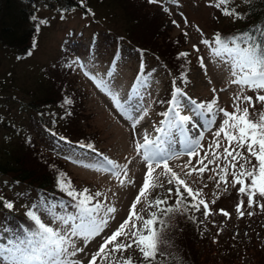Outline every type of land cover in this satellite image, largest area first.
<instances>
[{
  "label": "rangeland",
  "instance_id": "obj_1",
  "mask_svg": "<svg viewBox=\"0 0 264 264\" xmlns=\"http://www.w3.org/2000/svg\"><path fill=\"white\" fill-rule=\"evenodd\" d=\"M88 1L86 5L92 11L98 10L99 13H105L109 10V15L105 19L103 15H99L102 20L110 17L112 11L110 8L116 4L114 0H101V2L92 0L91 3ZM142 1L148 2V0ZM214 2L215 0H213ZM242 2V0H232L228 7L230 9L241 8ZM41 4L42 7L38 16L46 20L47 24L43 25L37 46L33 47L31 55H18L16 52L7 53L0 50V74L6 83L3 85L2 93H16L26 97L25 89L34 86L35 79L41 76L46 66H50L52 72L59 68L69 72L68 78L73 82L83 101L82 111L84 117L81 118L80 123L93 135L97 148L92 151L72 146L59 141L48 130L42 127L40 130L48 139L57 142V151L70 169L76 182L79 185L87 184L91 190L101 192V200L110 206H115L117 209L115 219L110 220L109 226L102 234L105 236L111 235V232L128 217L130 207L142 186L146 167L142 156L135 151L134 137L130 127L132 118L126 112L121 113L113 105L111 98L102 92L90 76L85 73L87 72L91 76H95L97 80L105 82L113 92L119 95L120 102L125 107L129 103L134 106L136 111L131 114V117H138L147 112L144 119L136 125L137 135H135V140L140 142H143L145 133L148 134L149 139H155L158 135L154 128L159 127L160 121L164 119L161 111L169 107L168 103L165 105L161 103V96L170 87L168 76L161 68H158L156 72L147 76L143 86L135 91L137 88L134 87L133 82L139 74L138 68L141 64L137 55L123 47L121 57L111 68L112 56L110 53L99 55L96 52L91 54L84 51V44H88L92 32L96 28L93 27L95 25L89 17L84 15L82 10H72L65 13L56 12L55 9H47L44 3L41 2ZM148 5H151L152 11L163 17V23L167 26L168 33L172 37L183 34L185 44L182 49H189V55L193 62L186 72L188 82L185 84L181 82L180 77L177 79L179 86L187 93V97H191L199 103L211 101L216 96L218 98L216 106L231 112L233 110V97L238 93L239 88L229 82L231 77L228 68L213 56L212 48L201 43L202 40L212 41L215 34L212 28V25L214 26L212 20L223 15L221 10L210 6L209 0H178V3H174L173 0H158V3L148 2ZM114 7L118 12H123L119 5ZM181 13L183 16L180 15ZM61 16H63V19H61ZM184 18L187 19V24H185ZM232 19L233 17L226 16L218 20L226 24ZM173 20L177 22L179 27L172 23ZM96 26L100 27L99 25ZM109 26L114 27L115 25ZM82 31L84 33L82 40L74 37L73 42L76 44L74 45L76 50L70 56L68 51L73 47L70 35ZM185 33H187V36H185ZM194 45L196 48L193 47ZM200 57H203L204 63L207 65V75L199 65ZM76 61L79 63H74ZM80 65L84 67L82 68ZM7 84L13 85L8 86ZM15 86L18 88H15ZM213 89H216L215 93L212 91ZM129 93L132 94L131 100H129ZM245 94L254 96V93L248 90L245 91ZM181 99L182 104L187 105V98L182 97ZM261 110H264L261 104L256 103V111ZM251 111L252 109H250ZM12 112L16 116L17 122L25 123V110L14 109ZM190 114L186 107L181 110V115ZM222 118V114L217 115L216 124L210 126L207 124V119L201 121L203 136L200 141L203 145V149L200 150L201 156H203L204 151L208 150V145L212 143V134L219 127ZM3 134L4 131L0 127V138ZM163 146L168 147L167 144ZM173 147L180 152V155L178 158L169 161V167L176 171L181 178H185L181 169L189 160V157L183 151L181 145L176 144ZM218 151L222 152L223 149L221 148ZM105 157L114 161L118 167L126 169L127 176L121 175L117 179L115 175L107 171L109 166L105 162ZM192 160L195 163L196 157H193ZM218 163L222 165L224 161L221 160ZM252 163H255L254 159ZM208 167L209 169L215 168L216 164H210ZM160 171L162 169H157L154 176ZM184 171H187V169ZM231 171L229 169V172ZM4 179L5 177L0 176V183ZM185 179L194 190L203 189V199L208 203L211 212L207 218L203 217L204 235L207 240L213 241L215 252L219 253L218 256H224L227 249H231V254L236 253L239 244H247L251 247L255 240H257L259 246H264V211L255 204L251 207L247 206V197L238 195L239 184L232 187L231 183L228 185L220 183L218 188L217 180L219 176L212 171H205L195 181L192 177ZM231 179L232 177L229 175L228 180L231 181ZM120 180L126 182L121 185ZM128 181H131V183ZM158 183H167L166 178L161 176ZM225 187L228 189L226 192L224 191ZM159 188L161 187L151 188L146 193L147 199L142 198L137 205L136 211L140 215H144L145 210L150 208L148 204L151 196ZM213 200H215V203H212ZM241 200L244 201V206L240 209L244 213L243 216H240L236 210L237 204ZM260 202L264 203L262 200ZM221 209L228 212L229 216H224L220 211ZM249 212H252L253 215H248ZM44 217L49 220L47 216ZM5 235L2 234L0 237ZM0 242H4V240L0 239ZM100 242H102L100 237H97L88 245L85 253L95 252ZM226 243L229 246L225 250L223 246ZM77 246H82V241L78 240ZM129 252L139 251L133 246L132 249L122 254L123 257ZM114 255L118 258L121 256L120 253ZM88 258L90 257L84 254H78L77 257H74V259H82L84 264H87ZM250 258L249 253H245L240 259L246 264L251 260Z\"/></svg>",
  "mask_w": 264,
  "mask_h": 264
},
{
  "label": "snow or ice",
  "instance_id": "obj_2",
  "mask_svg": "<svg viewBox=\"0 0 264 264\" xmlns=\"http://www.w3.org/2000/svg\"><path fill=\"white\" fill-rule=\"evenodd\" d=\"M148 2L158 3V0H148ZM173 2L178 3V0ZM231 2L232 0H215L213 3V0H209V5L220 9L225 16L243 19L239 12L228 7ZM180 15L183 16L182 13ZM32 19L36 21L37 17L33 16ZM184 22L187 24L186 18ZM172 23L179 27L175 20ZM43 24H47V21L40 20L37 27ZM201 43L212 48L213 56L227 66L231 77L229 82L239 88L238 93L233 97V110L229 112L224 108H218L216 96L211 101L198 103L195 99L187 97L182 87L176 86L171 93V99L167 102L168 109L161 113L164 119L160 121L159 127L154 128L158 133L157 137L149 139L148 134L145 133L143 142L136 141V125L144 119L147 112L138 117H131L136 108L130 103L125 107L121 104L119 95L105 82L97 80L95 76L86 72L85 74L90 76L96 86L111 98L113 105L121 113L126 112L132 118L130 127L135 151L142 156L146 167L142 186L130 207L128 217L111 232V235L105 236L102 234L109 226L110 220L115 219L117 211L115 206L98 199L102 196L99 191L93 193L88 188L75 189L66 174L60 173L57 176L56 187L69 198V204L66 205L63 200L58 204L50 203L45 197L39 204H34L25 212L28 226L21 224L16 231L0 223V233L6 234L0 237L4 240L0 242V264H84L82 259H74L78 254L90 257L87 264H134L132 257L124 258L122 255L133 246L139 251L143 264H161L160 258L167 256L162 251L161 245L166 243L164 233L169 226L167 218L170 214H185L189 210L199 212L201 206L205 218L211 214L208 203L203 199V189L194 190L185 179L192 177L195 181L205 171L215 172L219 176L218 188L220 183L225 185L231 183L232 187L239 184L238 195L247 197V206L251 207L255 204L264 211V203L260 202L264 199V110L256 111V103L261 104L264 109V26L254 25L249 30L227 37L216 33L212 41L202 40ZM193 47L196 48L195 45ZM27 54L31 55V51ZM187 55L182 52L178 54V58ZM199 65L207 75V65L203 57L199 58ZM80 67L84 66L80 65ZM181 82L185 84L188 82L186 73H181ZM173 84L175 85L176 81H173ZM246 90L252 91L254 96L246 95ZM212 91L215 93L216 89ZM131 96L132 94L129 93V100ZM182 97L187 98V105L182 104ZM64 103L71 105L72 101L65 97ZM185 107L190 115H181V110ZM219 114H222L223 118L212 134L213 140L208 145V150L201 156L200 150L203 149L200 143L203 139L201 121L207 119L209 126L215 125ZM164 144L168 147L165 148ZM176 144L181 145L189 157L181 169L185 178H181L169 167V161L180 155V152L173 147ZM80 146L95 151V146L91 143ZM221 148L223 151L219 152ZM193 157H196L195 163ZM104 159L109 166L107 171L117 179L121 175L127 176L126 169L118 167L107 157ZM221 160L224 161L222 165L218 163ZM210 164H216V167L209 169ZM157 169L162 171L154 176ZM185 169L187 171H184ZM229 169L232 171L229 172ZM229 175L232 177L231 181L228 180ZM161 176L166 178L169 185L166 190L167 196L172 197L173 193L175 195L174 204L168 205L167 198L150 201L148 206L155 207L157 211L149 213L145 218L136 211L137 205L142 198L147 199L146 193L151 188L164 187L163 183H158ZM125 182L120 180L121 185ZM227 190L225 187L224 191ZM0 203L10 211L14 208L13 202L2 197ZM212 203H215V200ZM243 206L244 201L241 200L236 207L240 216L244 215L240 211ZM69 208L72 210L69 211ZM220 211L224 216H229V213L223 209ZM248 215L253 213L249 212ZM43 216H47L52 223H45ZM188 219L193 223L196 222L195 216H188ZM53 224L57 226L53 227ZM97 237L102 241L97 250L85 253V249ZM78 240L82 241V246H77ZM116 253L121 254L120 258L114 255Z\"/></svg>",
  "mask_w": 264,
  "mask_h": 264
},
{
  "label": "trees",
  "instance_id": "obj_3",
  "mask_svg": "<svg viewBox=\"0 0 264 264\" xmlns=\"http://www.w3.org/2000/svg\"><path fill=\"white\" fill-rule=\"evenodd\" d=\"M95 1L101 2V0ZM242 1V7L235 8V11L244 18H233L226 24L218 20L226 17L225 15L213 18L212 28L215 34L220 33L227 37L249 30L254 25L264 26V0ZM41 2L47 9H55L56 12L82 10L96 28L88 44H84V51L91 54L96 52L99 55L110 53L111 68L121 57L123 47L137 55L143 67L141 68L140 64L139 74L133 82L137 88L135 91L143 86L147 76L161 68L167 74L170 86L161 96L162 105L171 99L174 87L179 86L177 78H181V73H186L193 62L189 49H182L185 44L183 34L172 37L163 23V17L152 11L148 2L114 0L116 4L110 8L112 11L106 20H102L99 15H103L105 19L109 15V10L105 13L92 11L86 5L87 0H83V4L81 0H41ZM41 2L40 0H0V50L7 53L16 52L18 55L33 52V44L37 46L44 25L37 27L39 21L44 20L38 16L42 7ZM88 2L91 3L92 0ZM116 5L121 7L122 13L114 7ZM33 16L37 17L36 21L32 19ZM112 24L115 26H109ZM70 36L73 47L68 54L72 56L76 50L74 37L82 40L84 33L82 31ZM182 52L188 55L178 58V54ZM68 73L63 68L52 72L50 66H46L41 76L35 79L34 86L25 89L26 97L16 93H2L3 85L6 83L0 74V127L4 131L0 138V176L5 177L0 183V197L14 204V208L10 211L0 203V223L13 230L18 231V226L21 224L28 226L25 212L34 204H39L45 197L50 203L58 204L63 200L66 205L69 204V198L56 187L57 176L60 173L66 174L75 189L88 188L95 193L87 184L79 185L76 182L57 151V142L48 139L40 130L42 127L59 141L72 146L81 147V144L91 143L95 146V150L97 148L93 135L80 123L81 118L84 117L83 101L73 82L69 80ZM173 81H176L175 85ZM65 97L72 101L71 105L64 103ZM14 109L26 111L25 123L16 121L17 118L12 112ZM166 110L167 108L163 109L161 113ZM168 187L169 185L165 183L164 187L155 190L150 201L167 198L168 205H173L175 195L173 193L172 197L167 196ZM153 211L157 209L147 208L142 216L147 218ZM201 211L189 210L185 214H170L167 218L169 226L164 233L166 243L161 245L162 251L167 256L160 258L161 264H244L240 258L245 253H249L251 257L246 264H264V246H259L257 240L251 247L247 244H239L238 251L233 254L231 249H227L229 245L226 243L223 247L227 252L224 256H218L213 241L205 238L203 206ZM188 216H195L196 222L193 223ZM42 219L47 224L52 223L44 216ZM129 256L133 258L134 264H143L139 252H129L124 258Z\"/></svg>",
  "mask_w": 264,
  "mask_h": 264
}]
</instances>
